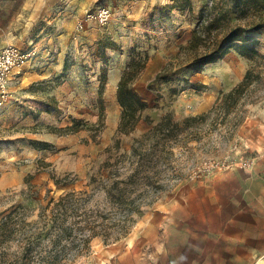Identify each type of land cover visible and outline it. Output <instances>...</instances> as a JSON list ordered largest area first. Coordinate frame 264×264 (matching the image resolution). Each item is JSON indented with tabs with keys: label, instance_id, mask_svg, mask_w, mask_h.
I'll use <instances>...</instances> for the list:
<instances>
[{
	"label": "rangeland",
	"instance_id": "rangeland-1",
	"mask_svg": "<svg viewBox=\"0 0 264 264\" xmlns=\"http://www.w3.org/2000/svg\"><path fill=\"white\" fill-rule=\"evenodd\" d=\"M210 1H193L194 13L186 10L183 18L171 16L169 4L129 16L131 8L122 9V0H97L80 13L74 9L66 14L63 2L45 8L23 0L20 9L18 1H11L4 11L0 48L8 44L34 48L37 63L23 72L41 70L46 75V67L53 71L31 84L23 72L12 81L9 87L19 86L22 109H17L10 125L0 126V160L6 162L0 164V177L8 169L21 173L0 185V212L21 206L28 221L36 219L39 205L49 196L72 189L91 192L88 182L118 138L121 107L108 74L122 73L139 61L149 63V69L142 70L146 78L141 87L134 83L149 104L142 117L155 123L170 114L182 123L187 116L208 112L256 65L257 76L226 118L213 113L194 122L164 151L156 163L160 187L132 214L128 234L111 242L94 237L87 249L76 255L70 252L61 264H261L264 260V57L248 58L232 47L199 71L184 67L193 50L190 39L196 17L201 5ZM103 5L112 10L106 24L89 19L77 27L86 11ZM254 36L256 48L264 54V27ZM158 72L165 76L153 81ZM59 86H64L63 98L51 103L57 116L41 119L36 113L37 119L26 122V108L44 105L48 99L43 91ZM74 121L71 131L68 126ZM150 126L140 120L131 134L119 136L123 148ZM70 133L77 135L82 148L49 149L51 156L57 154L53 160L36 156L22 144L40 148L38 139ZM8 163L12 165L6 170L3 166ZM54 179L67 184L56 185ZM92 196L89 206L102 203V190ZM16 249L13 243L9 252ZM11 259L0 264H10Z\"/></svg>",
	"mask_w": 264,
	"mask_h": 264
},
{
	"label": "trees",
	"instance_id": "trees-1",
	"mask_svg": "<svg viewBox=\"0 0 264 264\" xmlns=\"http://www.w3.org/2000/svg\"><path fill=\"white\" fill-rule=\"evenodd\" d=\"M180 9L194 13L191 0H183ZM233 18L236 21L232 22ZM262 27L264 0L205 2L196 17L190 39L193 50L184 67L199 71L203 65L222 58L232 47L248 58L264 57L256 48L254 36V32ZM145 65V61L135 63L124 70L118 80L116 99L121 107L116 128L118 138L107 148L108 157L91 176L88 182L91 192L72 189L57 197L49 196L39 205L33 221L24 218L21 206L0 212V261L7 262L12 258L10 264H61L70 252L76 255L87 249L94 237L111 242L126 236L132 214L160 187L155 178L156 163L168 146L181 133L193 128L196 121H203L213 113H221L226 118L257 76L256 65L250 66L243 78L222 94L208 112L187 116L182 123L174 121L170 114H164L152 123L149 117H142L149 104L134 87ZM164 76L158 72L153 81ZM100 102L102 107L101 97ZM140 120L151 126L140 137L133 138L130 147L123 148L119 136L131 134ZM74 125L75 121L68 128L73 131ZM54 183L67 184L59 179H54ZM98 190H102V205L96 203L98 205L92 208L88 200ZM13 243L17 249L10 253Z\"/></svg>",
	"mask_w": 264,
	"mask_h": 264
},
{
	"label": "crops",
	"instance_id": "crops-1",
	"mask_svg": "<svg viewBox=\"0 0 264 264\" xmlns=\"http://www.w3.org/2000/svg\"><path fill=\"white\" fill-rule=\"evenodd\" d=\"M14 1V3H16L18 1V7L21 9L22 5H23V0H5V3H3V0H0V23L3 21V14L4 11H6L7 9H9L11 7L10 2ZM97 0H32V2L38 3L39 5H41L42 7L45 8H52L54 7L57 3L63 2L64 6V13H69L70 11H73L74 9H77L78 12H82L83 9L95 4ZM182 0H122L121 5L122 9L125 7H130L131 8V12L128 13L129 16L133 15V14H137V16L142 15V13L144 12V10L146 8H153V7H157V6H161L164 4H169V6L172 9V14L171 16L177 18L178 16H180L181 18H183L186 14V10H181L180 9V3ZM192 4L193 1H197V0H191ZM16 5V4H15ZM194 7V5H193ZM3 47V46H2ZM1 47V48H2ZM0 48V49H1ZM159 53L155 54V62H157L156 60H159ZM37 63V61L35 62V64L33 66H35ZM31 66V67H33ZM30 68V67H29ZM28 69V68H27ZM149 69V63H146L145 67H144V71ZM46 72L47 74L45 75L43 73V71H37V70H31V71H26L23 72V77L25 76V74H29V79L27 81V83H33L36 82L37 80H43L45 78H47L48 76H51L53 71H51L50 67H46ZM142 73V72H141ZM140 73V74H141ZM32 74H37L38 77H30L32 76ZM122 73H118V74H112L107 76V80L109 85L111 84L113 90L114 87L116 89L117 87V83L118 80L120 78ZM139 74V75H140ZM142 73L140 76L137 77L136 79V83L139 82V87L140 84H142V81L144 78ZM145 75V74H144ZM21 77V76H20ZM22 77V78H23ZM138 80V81H137ZM50 82V81H49ZM135 83V84H136ZM20 85H24V82H21ZM19 86H11L9 87V91H10V95L7 98L8 100H6V102L4 103V105L2 106L1 110H0V126H8L11 124V121L14 118V115L17 111V109H22L20 108V104H21V100L20 97L18 96L19 92L16 91ZM49 85H48V89H49ZM64 86H59L58 88H54L52 90H48V91H43L45 92L48 102H45L44 105L42 106H38V107H29L28 109L26 108V114L24 117V120L26 122H29V120H33V119H37L36 118V113L41 116L43 118H45V115H55L57 116L58 113H56V108L51 106V103L53 104L54 102L59 100H62L63 98V88ZM136 88V87H135ZM137 90V89H136ZM116 92V90H115ZM138 94L145 100L147 101V98L144 97L138 90H137ZM49 101H50V105H49ZM34 103V102H33ZM35 106V105H34ZM31 108V109H30ZM48 117V116H47ZM76 132V131H75ZM40 140V142H38V144H40V148H33L30 143L24 142L22 143L25 150H29L30 151V147L33 149L34 154L39 155V156H45L46 160H53L56 158L57 154H54L51 156V153L49 151V149H61V148H65V149H74V148H78L81 149L82 146L77 144V135L76 134H59L58 136L52 138V139H38ZM10 147H12V144H10ZM15 151V150H13ZM62 151V150H60ZM4 160H0V164L4 163ZM6 163V162H5ZM10 163H8L6 166H3L4 168H10ZM5 172L2 174V176L0 177V185L1 186H5L7 184H9L12 180L17 179L18 176H21V173L16 172L15 170H10Z\"/></svg>",
	"mask_w": 264,
	"mask_h": 264
},
{
	"label": "built area",
	"instance_id": "built-area-1",
	"mask_svg": "<svg viewBox=\"0 0 264 264\" xmlns=\"http://www.w3.org/2000/svg\"><path fill=\"white\" fill-rule=\"evenodd\" d=\"M111 14V8L106 5L88 10L82 19L77 21V27H82L89 19L104 25L109 21ZM36 61L37 54L34 48L24 49L18 45L8 44L0 49V110L9 96V85L21 76L25 68L33 66Z\"/></svg>",
	"mask_w": 264,
	"mask_h": 264
},
{
	"label": "bare ground",
	"instance_id": "bare-ground-1",
	"mask_svg": "<svg viewBox=\"0 0 264 264\" xmlns=\"http://www.w3.org/2000/svg\"><path fill=\"white\" fill-rule=\"evenodd\" d=\"M261 262H262L261 264H264V260H262Z\"/></svg>",
	"mask_w": 264,
	"mask_h": 264
}]
</instances>
